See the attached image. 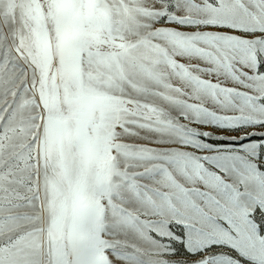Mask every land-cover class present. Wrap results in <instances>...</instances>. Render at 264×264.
I'll list each match as a JSON object with an SVG mask.
<instances>
[{
  "label": "snow or ice",
  "instance_id": "snow-or-ice-1",
  "mask_svg": "<svg viewBox=\"0 0 264 264\" xmlns=\"http://www.w3.org/2000/svg\"><path fill=\"white\" fill-rule=\"evenodd\" d=\"M0 264H264V0H0Z\"/></svg>",
  "mask_w": 264,
  "mask_h": 264
}]
</instances>
